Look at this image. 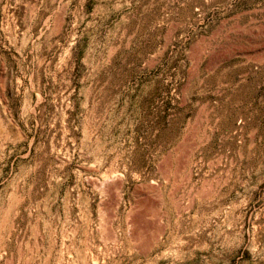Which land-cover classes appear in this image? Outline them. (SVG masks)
Here are the masks:
<instances>
[{
    "label": "rangeland",
    "instance_id": "obj_1",
    "mask_svg": "<svg viewBox=\"0 0 264 264\" xmlns=\"http://www.w3.org/2000/svg\"><path fill=\"white\" fill-rule=\"evenodd\" d=\"M91 258L264 264V0H0V264Z\"/></svg>",
    "mask_w": 264,
    "mask_h": 264
},
{
    "label": "bare ground",
    "instance_id": "obj_2",
    "mask_svg": "<svg viewBox=\"0 0 264 264\" xmlns=\"http://www.w3.org/2000/svg\"><path fill=\"white\" fill-rule=\"evenodd\" d=\"M146 256V255H145ZM153 256V255H152ZM92 259V258H91ZM157 259V258H156ZM92 264H98L95 259H92Z\"/></svg>",
    "mask_w": 264,
    "mask_h": 264
}]
</instances>
